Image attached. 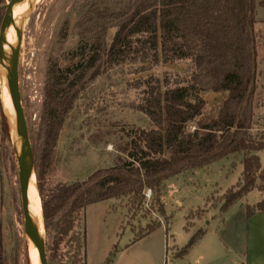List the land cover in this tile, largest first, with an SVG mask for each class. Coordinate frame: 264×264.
<instances>
[{
	"label": "trees",
	"instance_id": "1",
	"mask_svg": "<svg viewBox=\"0 0 264 264\" xmlns=\"http://www.w3.org/2000/svg\"><path fill=\"white\" fill-rule=\"evenodd\" d=\"M7 1L0 0V6ZM257 6H264V0L81 1L71 26L76 45L48 60L39 120L29 134L48 264H87L88 205L126 199L119 235L124 217H136L150 190L156 212L167 226L162 202L166 181L231 155L241 156L242 169L236 190L224 196L221 211L257 188L263 198L254 208L264 212V166L256 153L264 150V132L252 133L258 75ZM3 14L0 9V24ZM67 30L68 24L62 40ZM175 60H189L193 65L184 83L171 85L167 78L153 76L135 82V87L144 88L142 101L134 108L153 127L134 134L125 157L96 169L84 180L44 182L64 121L94 79L126 62L140 63V71H145ZM208 92L222 94L215 111H204L201 93ZM1 107L0 98V138L8 139ZM251 213L248 210L246 216ZM161 224L154 220L140 226L133 231V241ZM201 233L198 230L175 255L185 254ZM109 262L107 258L105 264ZM0 264H6L1 224Z\"/></svg>",
	"mask_w": 264,
	"mask_h": 264
},
{
	"label": "rangeland",
	"instance_id": "2",
	"mask_svg": "<svg viewBox=\"0 0 264 264\" xmlns=\"http://www.w3.org/2000/svg\"><path fill=\"white\" fill-rule=\"evenodd\" d=\"M81 1L37 0L23 19L18 81L29 134L35 131L39 120L48 60L60 57L76 45L71 26ZM256 19L258 75L253 134L264 132V6L256 7ZM66 24L67 36L62 40ZM15 33L17 35V29ZM113 33L114 29L108 31V41ZM140 66V63L126 62L107 68L80 93L58 137L44 175L46 184L84 180L96 169L120 161L134 134L153 127L149 118L134 108L141 103L144 88L135 87V82L153 76L160 80L167 78L171 85L182 84L194 70L189 60L158 63L145 71H140ZM201 96L206 103L205 112L215 111L222 98V94L210 92L201 93ZM1 108L8 129V139L0 138V224L4 255L6 264H33L21 209L17 144L3 106ZM258 156L264 166V151ZM240 159V155L225 157L167 180L162 195L167 226L158 216L151 195H145L143 208L134 219L124 217V229L119 235V226L127 209L126 199H109L88 205L85 208L87 264H105L107 258L110 259L108 264L237 263L232 254L244 248L245 237L241 238L242 243L240 222L234 212L244 203L256 205L261 196L258 191H252L221 212L224 196L236 190L240 180ZM231 213H234L235 221L232 226L229 225L233 224L232 218H227ZM154 220H160L162 224L133 241V231ZM198 230L202 233L185 254L177 257L175 254ZM40 231L44 236L42 224Z\"/></svg>",
	"mask_w": 264,
	"mask_h": 264
},
{
	"label": "water",
	"instance_id": "3",
	"mask_svg": "<svg viewBox=\"0 0 264 264\" xmlns=\"http://www.w3.org/2000/svg\"><path fill=\"white\" fill-rule=\"evenodd\" d=\"M19 0H9L0 6L4 9L3 18L0 24V64L7 69L8 84L12 106L15 112L19 127L20 144L17 146L16 159L18 168V184L21 201L22 215L24 219V228L27 237L33 242L37 249L38 259L40 264H48L45 252L44 238L39 235V231L35 226L29 211L27 198V182L31 169H33V154L29 139L26 118L21 103V96L18 81V62L21 45L23 20L17 27V38L10 52H6L3 48L5 43V33L7 29L8 19L13 11L14 5ZM34 172V171H33Z\"/></svg>",
	"mask_w": 264,
	"mask_h": 264
},
{
	"label": "bare ground",
	"instance_id": "4",
	"mask_svg": "<svg viewBox=\"0 0 264 264\" xmlns=\"http://www.w3.org/2000/svg\"><path fill=\"white\" fill-rule=\"evenodd\" d=\"M37 0H19L13 7V11L10 14L7 23V29L5 33V43L4 50L6 52L11 51L15 41H16V29L20 22L25 18V15L28 13L30 8ZM0 98L2 102V106L8 118V123L11 128L12 138H14L17 146L20 144V135H19V127L17 123V119L15 116V112L12 106L9 84H8V74L7 69L4 65L0 64ZM27 198H28V211L29 214L39 231V235L44 238L41 234V224L43 227L42 220V212L40 207L39 196L37 193V189L35 186V175L33 169H31L27 182ZM31 247H30V255L31 259L34 262L33 264H40L37 254V249L35 248L33 242L29 239Z\"/></svg>",
	"mask_w": 264,
	"mask_h": 264
},
{
	"label": "crops",
	"instance_id": "5",
	"mask_svg": "<svg viewBox=\"0 0 264 264\" xmlns=\"http://www.w3.org/2000/svg\"><path fill=\"white\" fill-rule=\"evenodd\" d=\"M215 94H219V93H215ZM263 131H264V128H263ZM261 151H264V150H261ZM261 151H258L256 153L259 155ZM232 156L234 155H231L230 157ZM240 161L241 159L239 160V162ZM241 169H242V166H241ZM187 172H190V171H187ZM252 191H258L261 194L260 198L256 201V204H257L263 198V193L259 191L257 188H255L246 194H249ZM0 198H1V185H0ZM247 206H250L249 209L253 212L251 213L249 217L246 216V213L248 211ZM254 206L255 204L244 203L240 205L239 207H237V209L234 212L235 216L236 215L238 216L240 226H241L240 239L245 237L244 248H242L240 252L237 251L234 255L232 254L233 259L237 261V263L235 264H264V212L256 211ZM234 213L227 214V218L228 219L232 218L233 220L232 215ZM234 223L235 221L233 220V224L229 223V225L232 226L234 225ZM236 225L238 227L237 223L235 224V226ZM236 234H237V230H235V235ZM241 242L243 243L242 239H241ZM235 250H238V249H235ZM230 252L233 253L232 249L230 250Z\"/></svg>",
	"mask_w": 264,
	"mask_h": 264
},
{
	"label": "built area",
	"instance_id": "6",
	"mask_svg": "<svg viewBox=\"0 0 264 264\" xmlns=\"http://www.w3.org/2000/svg\"><path fill=\"white\" fill-rule=\"evenodd\" d=\"M146 196L148 197H150V190H147V192H146Z\"/></svg>",
	"mask_w": 264,
	"mask_h": 264
}]
</instances>
